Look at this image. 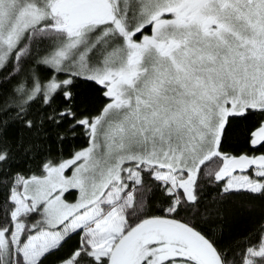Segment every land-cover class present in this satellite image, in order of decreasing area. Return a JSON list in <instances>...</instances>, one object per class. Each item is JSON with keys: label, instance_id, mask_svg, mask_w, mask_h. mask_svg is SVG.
<instances>
[{"label": "snow or ice", "instance_id": "6c2138e0", "mask_svg": "<svg viewBox=\"0 0 264 264\" xmlns=\"http://www.w3.org/2000/svg\"><path fill=\"white\" fill-rule=\"evenodd\" d=\"M256 200L264 0H0V264H264Z\"/></svg>", "mask_w": 264, "mask_h": 264}, {"label": "trees", "instance_id": "16d2710c", "mask_svg": "<svg viewBox=\"0 0 264 264\" xmlns=\"http://www.w3.org/2000/svg\"><path fill=\"white\" fill-rule=\"evenodd\" d=\"M96 101L99 105V103H102L103 97L97 95ZM243 139V126H240L230 134L227 150L233 155L240 154L245 150ZM87 143V137L83 133L77 134L74 139H70V142L64 145V157H67L72 151L86 147ZM247 206L250 211L241 212L230 219L229 226L225 229L223 236L221 237L219 234L217 236L218 239H222L224 244L230 245L236 251L237 259H239V253L242 249L251 241H254L260 229L264 228V202L256 200L248 203ZM78 239L79 237H76V239L70 241L69 247L75 244Z\"/></svg>", "mask_w": 264, "mask_h": 264}, {"label": "rangeland", "instance_id": "374dc122", "mask_svg": "<svg viewBox=\"0 0 264 264\" xmlns=\"http://www.w3.org/2000/svg\"><path fill=\"white\" fill-rule=\"evenodd\" d=\"M251 170H249V172H250Z\"/></svg>", "mask_w": 264, "mask_h": 264}, {"label": "flooded vegetation", "instance_id": "af4514ba", "mask_svg": "<svg viewBox=\"0 0 264 264\" xmlns=\"http://www.w3.org/2000/svg\"><path fill=\"white\" fill-rule=\"evenodd\" d=\"M249 170H251V169H249Z\"/></svg>", "mask_w": 264, "mask_h": 264}]
</instances>
